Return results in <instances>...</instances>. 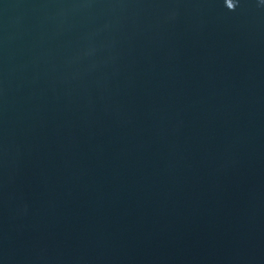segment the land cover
Masks as SVG:
<instances>
[{
    "label": "water",
    "instance_id": "1",
    "mask_svg": "<svg viewBox=\"0 0 264 264\" xmlns=\"http://www.w3.org/2000/svg\"><path fill=\"white\" fill-rule=\"evenodd\" d=\"M0 264H264V0H0Z\"/></svg>",
    "mask_w": 264,
    "mask_h": 264
}]
</instances>
